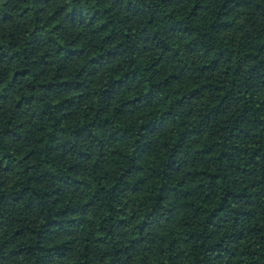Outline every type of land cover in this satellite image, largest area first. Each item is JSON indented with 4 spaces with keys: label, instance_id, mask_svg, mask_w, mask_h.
Instances as JSON below:
<instances>
[{
    "label": "trees",
    "instance_id": "1",
    "mask_svg": "<svg viewBox=\"0 0 264 264\" xmlns=\"http://www.w3.org/2000/svg\"><path fill=\"white\" fill-rule=\"evenodd\" d=\"M0 264H264V0H0Z\"/></svg>",
    "mask_w": 264,
    "mask_h": 264
}]
</instances>
